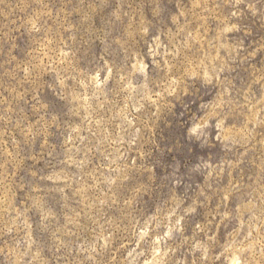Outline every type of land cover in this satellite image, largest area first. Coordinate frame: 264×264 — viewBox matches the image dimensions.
<instances>
[{"label": "rangeland", "instance_id": "rangeland-1", "mask_svg": "<svg viewBox=\"0 0 264 264\" xmlns=\"http://www.w3.org/2000/svg\"><path fill=\"white\" fill-rule=\"evenodd\" d=\"M0 264H264V0H0Z\"/></svg>", "mask_w": 264, "mask_h": 264}]
</instances>
